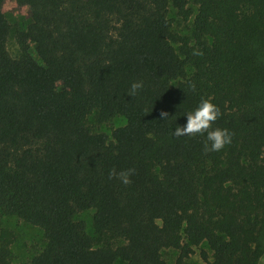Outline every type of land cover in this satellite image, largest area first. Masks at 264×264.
<instances>
[{"label": "trees", "instance_id": "1", "mask_svg": "<svg viewBox=\"0 0 264 264\" xmlns=\"http://www.w3.org/2000/svg\"><path fill=\"white\" fill-rule=\"evenodd\" d=\"M15 1L32 22L12 58L0 0V209L43 231L30 264H166V250L185 264L204 244L206 264H258L264 0H194L190 36L169 16L188 22V0ZM209 97L214 127L232 133L217 152L205 135H172ZM93 114L126 125L110 139L90 129ZM113 170H131L130 183ZM92 209L94 236L76 220ZM13 242L1 233L0 264H13Z\"/></svg>", "mask_w": 264, "mask_h": 264}, {"label": "rangeland", "instance_id": "2", "mask_svg": "<svg viewBox=\"0 0 264 264\" xmlns=\"http://www.w3.org/2000/svg\"><path fill=\"white\" fill-rule=\"evenodd\" d=\"M189 7L193 11V16L188 22H184L177 16L176 11L170 12V18L174 20V32L181 36H190L193 27V21L197 13V6L194 0H188ZM5 26L10 30L11 34L8 39L7 48L14 59L20 57V51L15 39V32L18 30L25 31L32 22L31 12L28 7H18L15 0H6L4 5ZM175 47H177L175 45ZM34 58L39 62V58L34 54ZM61 87L62 83H58ZM176 83H173L175 86ZM126 125V120L122 117H116L111 121L99 124L96 121L95 114L88 117V126L94 133L107 135L112 139L113 132L120 127ZM95 210L81 211L77 213L76 220L83 222L86 226V231L90 236H94V218ZM3 231H8L13 234L14 242L11 245L12 262L13 264H30L34 256L38 255L45 246L43 231L35 226H32L16 216L5 215L0 209V235ZM202 251H205L209 257H212V252L206 244L200 248H196L194 254L191 255L185 264H206L202 258ZM163 259L166 264H177L179 252L176 250H166L163 252ZM118 264H123L119 261Z\"/></svg>", "mask_w": 264, "mask_h": 264}, {"label": "clouds", "instance_id": "3", "mask_svg": "<svg viewBox=\"0 0 264 264\" xmlns=\"http://www.w3.org/2000/svg\"><path fill=\"white\" fill-rule=\"evenodd\" d=\"M143 87V82H133L128 95L134 97L138 90ZM195 91V86H191ZM167 112H161V117L167 119ZM186 123L183 126L177 125L172 132L174 137L202 134L206 136L204 151L217 152L232 142V133L228 129L214 127V123L221 116L220 108L213 102L212 98L201 99L198 106L186 114ZM131 170L116 173L113 170L109 176H116L124 184L130 183ZM258 264H264V256L258 258Z\"/></svg>", "mask_w": 264, "mask_h": 264}]
</instances>
